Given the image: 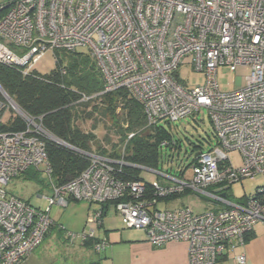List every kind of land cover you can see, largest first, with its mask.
Segmentation results:
<instances>
[{"label": "built area", "instance_id": "obj_1", "mask_svg": "<svg viewBox=\"0 0 264 264\" xmlns=\"http://www.w3.org/2000/svg\"><path fill=\"white\" fill-rule=\"evenodd\" d=\"M81 46L97 60L103 92L127 90L143 104L148 124L176 122L207 110L217 144L196 155L190 177L158 172L168 184L155 180L153 186L161 197L190 191L217 206L202 213L189 207L157 209L158 200L145 196L144 180L121 177L122 168L133 164L123 157L80 150L89 157V166L69 182L52 185V194L45 195L51 206L66 207L70 200L98 204L82 231L66 233L68 240L94 236L92 226L102 225L113 207L127 227L145 231L154 247L186 242L189 264H223L225 258L230 264H246V255L236 254V248L246 243L258 223L264 226V184L240 200L230 198L229 190L245 178H264V0H8L0 6L2 64L27 73L47 51H75ZM182 66L203 73L205 82L188 87L180 76ZM240 66L250 67L246 84L221 89L219 69L235 72ZM3 97L0 264H24L55 220L48 210L34 207L7 186L30 168L51 172L42 139L47 132L11 98ZM8 107L27 121L26 129L3 128ZM232 151L240 153L241 166L233 164ZM105 204H110L107 210ZM106 245L102 238L94 251Z\"/></svg>", "mask_w": 264, "mask_h": 264}, {"label": "trees", "instance_id": "obj_2", "mask_svg": "<svg viewBox=\"0 0 264 264\" xmlns=\"http://www.w3.org/2000/svg\"><path fill=\"white\" fill-rule=\"evenodd\" d=\"M60 52H53L56 57L55 67L46 74L35 68L24 73L16 67L0 63V89L8 94L21 112L34 119L47 132L42 135V139L51 168L48 174L50 187L63 185L78 177L90 164L89 157L81 151H96L113 158L123 157L126 162L133 164L122 168L121 177L125 180H144L147 184V198H156L158 202L168 201L190 192L161 197L153 186L155 180H145L141 176V168L135 167L156 170L163 160V148L179 147L169 129L175 122L164 120L150 125L143 104L127 90L104 93L103 76L91 52L64 51L63 56ZM84 95L91 98L83 100ZM0 99H4L1 90ZM87 121L93 122L88 130L85 128ZM26 127L27 121L14 111L3 125L4 129L13 131L24 130ZM100 127L107 130L103 140L97 134ZM110 131L114 132L115 140L110 137ZM130 134H133L131 138ZM164 141L167 144L161 145ZM103 142L111 146V149L104 148ZM31 169L18 177L34 178L37 169L30 172ZM156 181L162 185L168 184L165 179ZM109 206L105 204L104 210ZM55 225L61 231L64 230L61 224L55 222ZM252 237L251 232L246 241ZM100 241L94 235L80 243L94 250ZM89 264H99V261Z\"/></svg>", "mask_w": 264, "mask_h": 264}, {"label": "rangeland", "instance_id": "obj_3", "mask_svg": "<svg viewBox=\"0 0 264 264\" xmlns=\"http://www.w3.org/2000/svg\"><path fill=\"white\" fill-rule=\"evenodd\" d=\"M8 0H0V6ZM9 44L7 41H5ZM12 47V45H10ZM14 47V46H13ZM15 49V48H14ZM18 49V48H16ZM80 52H88V47L81 46L78 48ZM16 51H19L16 50ZM60 55H64V51L60 50ZM56 57L53 51H47L43 57L31 67L35 68L42 74L49 73L55 67ZM251 72L249 66H240L237 71L233 72L228 67H222L218 71V82L221 89L233 90L246 84V76ZM180 76L187 83L188 87H194L205 82V75L193 71L191 68L182 66ZM241 77V84L239 79ZM8 107L5 112L4 120L7 122L10 116L19 113L16 109ZM93 125L92 121L85 123L86 130ZM170 130L173 132V138L178 142L179 147L163 148V160L157 171H151L146 167H141V176L152 182L154 180L164 179L158 172H165L179 178H188L191 175V166L195 157L201 151H207L217 144V137L214 131L213 123L211 122L207 110L203 109L194 116L186 117L178 122L172 123ZM107 130L100 127L97 130L98 137L103 140ZM110 137L115 140L114 132L110 131ZM107 150L111 146H106ZM229 156L235 166L243 164L242 157L239 152L232 151ZM34 168L30 170L33 172ZM34 178L30 176L14 177L7 186V189L27 200L31 205L41 210H48L51 217L62 225L64 230L60 228L53 229L52 233L45 238L41 244L24 264H85L90 262V258L95 257V253L90 248L82 247L83 255L80 257V242L79 240L69 241L66 233L69 231L80 232L87 225L89 212L92 209L98 208V204L90 205L86 200H72L66 207L59 205H50L44 195L51 193L50 178L44 171L43 167L36 170ZM264 184V178L257 175L255 178H245L242 181L234 183L229 190V197L240 200L244 195L250 196L255 193L257 186ZM217 204L210 198L194 192H187L184 195L172 199L161 200L157 203L156 208L160 210H176L184 207H189L195 213H202L213 209ZM91 207V208H90ZM107 220L111 219L118 228L122 230L132 231L133 228L127 227L121 217L115 213V209L110 207L104 216ZM62 232V233H61ZM87 260V262H86Z\"/></svg>", "mask_w": 264, "mask_h": 264}, {"label": "crops", "instance_id": "obj_4", "mask_svg": "<svg viewBox=\"0 0 264 264\" xmlns=\"http://www.w3.org/2000/svg\"><path fill=\"white\" fill-rule=\"evenodd\" d=\"M55 222L58 224L56 220ZM55 228L60 227L54 225L49 234ZM92 228H94L95 235L99 239H107V245L99 253L92 249L96 256L90 258V262L98 260L99 264H189L188 244L186 242L171 241L162 247H154L148 241L145 231L134 228L132 231L122 230L113 220L106 218H103L102 225L94 224ZM252 234L253 237L250 240L236 248V254H245L246 264H264V226L258 223ZM79 245L80 257H82V247L86 248V246L81 243ZM230 263V260H226L223 264Z\"/></svg>", "mask_w": 264, "mask_h": 264}, {"label": "water", "instance_id": "obj_5", "mask_svg": "<svg viewBox=\"0 0 264 264\" xmlns=\"http://www.w3.org/2000/svg\"><path fill=\"white\" fill-rule=\"evenodd\" d=\"M1 90V92L3 93V94H5L7 97H9L8 96V94L3 90V89H0ZM10 98V97H9ZM12 100V99H11ZM139 168H141L142 166H138ZM151 171H154V170H151Z\"/></svg>", "mask_w": 264, "mask_h": 264}]
</instances>
